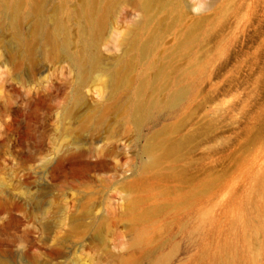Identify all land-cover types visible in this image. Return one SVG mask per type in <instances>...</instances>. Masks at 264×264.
I'll list each match as a JSON object with an SVG mask.
<instances>
[{"label": "rangeland", "instance_id": "1", "mask_svg": "<svg viewBox=\"0 0 264 264\" xmlns=\"http://www.w3.org/2000/svg\"><path fill=\"white\" fill-rule=\"evenodd\" d=\"M18 3L63 22L55 44L24 18L26 51ZM82 3L0 0V264H264V0H176L138 28V3L111 0L84 73ZM153 63L166 97L186 93L139 127ZM163 129L187 144L155 176L145 147Z\"/></svg>", "mask_w": 264, "mask_h": 264}, {"label": "bare ground", "instance_id": "2", "mask_svg": "<svg viewBox=\"0 0 264 264\" xmlns=\"http://www.w3.org/2000/svg\"><path fill=\"white\" fill-rule=\"evenodd\" d=\"M139 7L141 8L144 14V21L137 23L136 27H140L144 22L150 23L155 19V12H160L163 10H170L172 4L175 3L176 0H135ZM36 2V1H34ZM38 3V2H37ZM81 3V0H80ZM36 4V3H35ZM45 4L42 3V5ZM111 4V0H83L81 4V8L79 11V18H81V36H82V50L72 56L75 63L78 65L80 71L84 73L87 66H92L96 62L95 58H92L87 53V47L90 46L95 36H97L101 30L103 29L105 22L108 16V10ZM24 3L15 4L11 9V18L12 25L16 31V35L22 46L26 51L30 52L29 43L24 39H22V35L18 30V24L24 18L37 17L38 25L37 32L41 39L46 43H56L58 38L63 34L64 24L62 21L58 22V27L55 31L49 28V23L47 21L44 7L42 5L34 6V8L25 13L24 11ZM65 7V6H64ZM174 9V6H173ZM64 10V9H63ZM62 10V11H63ZM153 29V28H152ZM140 31V29H139ZM157 31V28H156ZM155 31V32H156ZM139 33V32H138ZM66 36V35H64ZM152 36V35H151ZM153 37V36H152ZM76 39V38H75ZM55 46V45H54ZM58 46V45H57ZM150 43L141 42L140 44L134 40L133 45L129 48L132 49L133 53H137L139 57L147 58L149 56L150 51ZM28 54V53H27ZM129 63L126 62L125 65L127 67L125 69L116 68L113 69L110 73L109 84L111 86L119 87L129 81ZM171 67V66H170ZM169 68V67H168ZM193 68H196L193 66ZM150 70H154V77L150 81L145 79L143 85L137 89L136 98L132 106V119L133 121L140 127L142 126L149 118L153 116L154 111L162 108L171 107L177 103H181L185 96V90L179 88L177 90L174 89L173 93L168 94L166 97V92H168L170 86L169 76L167 72V68L157 66L156 63L150 65ZM195 71V70H194ZM131 80V79H130ZM148 92L150 94H148ZM165 95V96H164ZM165 98H164V97ZM187 141L184 140H175L171 137L168 129L160 130L156 132L148 141L145 152L148 155V159L145 163V168L147 171L153 173L155 176L161 175V168L164 163L169 160L172 162L178 159V157L182 154ZM175 174V172H173ZM171 173V175H174Z\"/></svg>", "mask_w": 264, "mask_h": 264}]
</instances>
